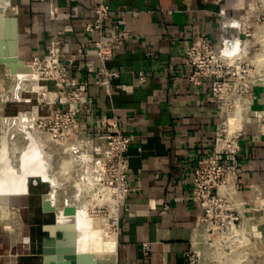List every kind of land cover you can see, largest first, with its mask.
Wrapping results in <instances>:
<instances>
[{
  "label": "crops",
  "instance_id": "obj_1",
  "mask_svg": "<svg viewBox=\"0 0 264 264\" xmlns=\"http://www.w3.org/2000/svg\"><path fill=\"white\" fill-rule=\"evenodd\" d=\"M105 1L112 11L105 35L114 24L122 25L121 15L133 35L105 63L118 72L110 93L97 83L105 76L89 49L95 36L83 27L94 15L95 0H11L14 9L10 14L8 6L5 16L17 18L20 61L42 53L60 32L65 55L76 54L69 75L87 83L86 97L95 109L82 110L80 123L96 127L98 117L117 115L118 127L130 136V191L119 203L116 264H192L187 253L201 226L200 209L190 198L193 171L213 150L223 115L209 80L199 87L188 81L185 50L197 37L215 43L223 36L217 15L221 8L243 18L247 3L259 0ZM78 48L87 53H76ZM244 107L239 150L232 160L237 167L235 197L247 212L264 203V82L249 92ZM93 127L90 136L101 132ZM8 242L0 230V264H8Z\"/></svg>",
  "mask_w": 264,
  "mask_h": 264
},
{
  "label": "built area",
  "instance_id": "obj_2",
  "mask_svg": "<svg viewBox=\"0 0 264 264\" xmlns=\"http://www.w3.org/2000/svg\"><path fill=\"white\" fill-rule=\"evenodd\" d=\"M95 3L94 15L84 21L83 27L86 33L95 36L89 49L101 63L99 74L105 76L97 83L110 93L111 80L118 76V72L107 69L105 63L116 57L133 35L125 26L122 15V25L114 24L110 33L105 35V24L112 11L105 0H95ZM234 7L238 9L239 4ZM217 15L219 27L225 31L223 36L215 43L206 36L193 39L185 50V61L188 81L199 87L209 80L211 95L223 115V109L232 108L236 101L245 105L253 87L264 82V61L258 59L264 55V0L247 3V13L243 18L228 15L224 8ZM61 45L60 32L55 33L46 49L25 63L34 68L42 95L31 116L25 113L27 122L30 119L37 131L49 134L51 138L62 136L83 142L88 147L86 153L90 152L96 161L101 162L99 166L95 162V167L90 169L97 174L92 178L102 180L107 191L117 200L119 212L120 200L130 191L127 177L130 136L118 127L117 115H113L96 119L94 127L101 130L94 135L97 141L85 137L93 125L80 123L81 111L86 109L93 112L95 109L92 101L86 97L87 83L69 75V66L76 54L65 55ZM76 53L85 55L87 50L78 48ZM138 79L145 81L143 75H139ZM44 106L55 107L40 113ZM227 128L223 116L213 150L194 168L190 198L200 209V225L206 223L212 229L230 227L232 230L238 219L233 216L234 202H238L235 197L237 168L232 157L239 150L240 129L228 134ZM118 220L119 213L117 225ZM149 250V243H143V254L147 255ZM187 257L193 264L194 253L188 252Z\"/></svg>",
  "mask_w": 264,
  "mask_h": 264
},
{
  "label": "rangeland",
  "instance_id": "obj_3",
  "mask_svg": "<svg viewBox=\"0 0 264 264\" xmlns=\"http://www.w3.org/2000/svg\"><path fill=\"white\" fill-rule=\"evenodd\" d=\"M12 9L14 8L8 10L10 14ZM37 80L38 76L31 66L24 65L13 74L0 63V135H3L2 131L8 129L7 144L8 146L10 144V149L13 145L12 149H9L13 166H17L21 157L20 152L28 145V140L21 130L20 118L26 112L31 116L38 98L42 99ZM54 107L44 106L40 113H46ZM12 117H17L15 123L12 122ZM27 124L24 129H31L39 141L47 140L48 144L43 147L42 152L47 160L48 172L55 178L56 184L51 185L50 182L41 179L32 184L33 179L27 178L26 186L36 187L35 196L30 194H12L6 198L0 196V206L7 210V215L0 217V230L9 241L6 247L8 250L6 262L42 264L40 245L31 238L35 227L31 222L34 220L33 217L27 212V206L34 200L39 202V196L50 192L52 188L56 189L58 207L74 204L78 208L86 207L88 210L87 218L77 219L78 229L84 230L89 226L93 227L94 233L91 243H85L86 245L79 251L87 255L83 264H97L95 259L115 254L118 207L117 209L113 207L115 198L107 191L102 180L92 178L97 174L90 169L86 171L85 166L78 163L79 157L87 152L88 147L79 140L65 139L62 136L51 138L49 134L37 131L30 119ZM85 137L97 141L94 136ZM69 158H73L71 165L60 167L62 160ZM234 204L233 216L238 217L235 228L239 229L237 230L239 235H234L230 227L212 229L208 226L210 224H202L199 237L191 250L195 258L193 264H264V203H261L258 210L252 209L247 212L241 211L238 203ZM48 216L53 218L54 212Z\"/></svg>",
  "mask_w": 264,
  "mask_h": 264
},
{
  "label": "bare ground",
  "instance_id": "obj_4",
  "mask_svg": "<svg viewBox=\"0 0 264 264\" xmlns=\"http://www.w3.org/2000/svg\"><path fill=\"white\" fill-rule=\"evenodd\" d=\"M258 59L264 61V55H262ZM5 60L6 58H4V61L2 62L4 66L6 64H9V63H6ZM20 62H23V65H25L24 61H20ZM244 109H245L244 104L241 101H236L232 108L223 109V116L226 121V124L228 125V128H227L228 134H232L233 132L240 129ZM11 120L13 123H15L17 120V117H12ZM27 120L28 119L26 118L25 114L24 116L20 118V122H22L21 130L24 132V135H25L24 137L28 140V145L26 148L24 147L25 150H22L20 152L21 157H20V160L17 162V166L12 165L10 150L12 149L13 145L10 149L9 147L10 144L9 146L7 144V133H8L7 130L8 129L2 131L3 135L2 136L0 135L1 136V139H0V196H3L4 198L12 194H26L27 193V186H26L27 178H32L33 182L39 178L42 181L50 182L51 185L52 183L53 185L56 184L55 178L48 172L47 160H45L46 158L44 157L43 152H42L44 150L43 147L46 146V144H48L46 143L47 140L39 141L31 129L30 130L24 129L28 125L27 123L29 121L27 122ZM11 135L14 136L13 134ZM72 160L73 158L62 160L60 167L65 168L66 166L71 165ZM95 162H97L98 164L96 166H99L101 164V162L96 161V159L93 156H91V154L89 153H83L78 159V163L82 166L84 165L86 168V171L95 167L94 166ZM43 201L48 202L49 206H52L55 208V211H56V214L59 220L62 218L64 219L63 215H64L65 207L64 205L62 207L57 206V197H56L55 188H52L50 192L42 196H39V203L38 202L37 203L41 205ZM113 204H114L113 207L117 209V200H115ZM71 206L73 207L72 219L71 221L69 220L70 223L68 222L64 224V226L72 227V230H73L72 233L74 234V239H75V244L73 245V247H74V250L78 253L86 245L85 243L87 242L91 243V241L93 240L92 238L94 236V233H93V227L88 226L84 230H80L77 228V219L81 217L87 218V211H88L87 208L86 207L78 208L74 204H71ZM6 215H7V210H5V208L3 209V207L0 206V217L6 216ZM114 219L116 221V218ZM46 229L49 230L51 235H54L56 226L55 224L48 225L46 226ZM237 230L239 229L233 228L231 232L237 236L239 235ZM116 235H117V232H116ZM90 249H91V245H90Z\"/></svg>",
  "mask_w": 264,
  "mask_h": 264
},
{
  "label": "water",
  "instance_id": "obj_5",
  "mask_svg": "<svg viewBox=\"0 0 264 264\" xmlns=\"http://www.w3.org/2000/svg\"><path fill=\"white\" fill-rule=\"evenodd\" d=\"M10 5L11 0H0V63L4 61V58H6L5 62L9 64H6L5 66L7 69H9L10 73L14 74L20 68L22 69L24 65L23 62L18 60L17 56V18L16 16H5V10ZM64 207V219L62 218L60 220L57 217L55 208L49 206L48 202L46 201H43L40 206L35 205L29 208L30 217H32L36 211H41L42 213L54 212L53 221L42 224V231L45 234L42 238L41 247L42 264H83V260L87 258L86 253H77L74 250L73 245L75 244V239L74 234L72 233V227L64 226V224L68 222L70 223L72 219L73 207L71 205H65ZM52 224H55L56 226L54 235H51L49 230L46 229V226ZM83 255L86 257L83 258ZM95 262L97 264H116V253L106 258H97L95 259Z\"/></svg>",
  "mask_w": 264,
  "mask_h": 264
},
{
  "label": "flooded vegetation",
  "instance_id": "obj_6",
  "mask_svg": "<svg viewBox=\"0 0 264 264\" xmlns=\"http://www.w3.org/2000/svg\"><path fill=\"white\" fill-rule=\"evenodd\" d=\"M32 184H36V183H32ZM26 194H30V195L35 196L36 187L28 188V191ZM38 203L35 202V200H34V202L31 205L27 206V212L30 214L29 208L33 207L35 205H39ZM48 214H50V213H42L41 211H36L32 216L34 220L31 222L33 224V227H35V229L33 230L32 234H31V238L33 239V241H35L37 244L40 245L39 246L40 249L42 247V238L45 235L44 232L42 231V224L53 221V218H50L48 216Z\"/></svg>",
  "mask_w": 264,
  "mask_h": 264
}]
</instances>
